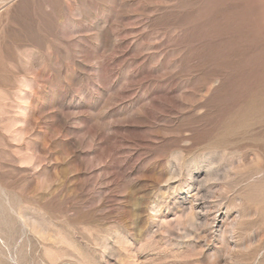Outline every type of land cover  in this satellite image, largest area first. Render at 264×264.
I'll list each match as a JSON object with an SVG mask.
<instances>
[{
	"label": "rangeland",
	"instance_id": "rangeland-1",
	"mask_svg": "<svg viewBox=\"0 0 264 264\" xmlns=\"http://www.w3.org/2000/svg\"><path fill=\"white\" fill-rule=\"evenodd\" d=\"M0 264H264V0H0Z\"/></svg>",
	"mask_w": 264,
	"mask_h": 264
}]
</instances>
